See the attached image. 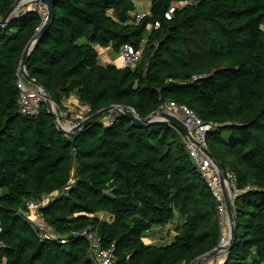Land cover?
I'll use <instances>...</instances> for the list:
<instances>
[{"label": "trees", "instance_id": "1", "mask_svg": "<svg viewBox=\"0 0 264 264\" xmlns=\"http://www.w3.org/2000/svg\"><path fill=\"white\" fill-rule=\"evenodd\" d=\"M17 1L0 0V22ZM136 1L52 0L53 22L26 72L59 107L76 94L88 107L83 119L116 106L145 120L174 102L212 123L207 150L224 173L237 175L240 190L235 239L221 264H264V0H188L169 18L183 0H146L149 15L134 25ZM41 28L28 11L0 30L5 264H93L87 241L70 236L88 228L105 248L115 247L117 264H196L217 249V199L176 127L159 118L135 126L111 112L110 121L103 116L69 138L45 103L37 116L19 112L18 73ZM127 44L143 46L134 68L100 64L96 47L118 53ZM47 195L41 218L69 239L66 245L41 241L23 216L29 200ZM153 228L174 240L149 243Z\"/></svg>", "mask_w": 264, "mask_h": 264}, {"label": "built area", "instance_id": "2", "mask_svg": "<svg viewBox=\"0 0 264 264\" xmlns=\"http://www.w3.org/2000/svg\"><path fill=\"white\" fill-rule=\"evenodd\" d=\"M188 5H191L188 0L177 2L173 8L169 10V13L166 14V17L169 18L175 8ZM28 11L37 13L42 21V26L47 22L49 10L47 4L43 0H21L18 8L14 11L12 16ZM148 15V8H140L131 15L130 23L138 25ZM158 27L159 23L156 22L153 25V28L157 29ZM142 54V45L140 47H135L132 44H127L118 52L119 64L122 68H134L138 63H140ZM17 88L20 92L19 112L24 116H37L40 112L41 104L45 102L43 91L27 83L21 74V70L18 73ZM161 109L180 119L190 133V136L184 138V142L190 157L210 187L214 197L217 199L218 216L220 218V225L223 231L220 246H226L228 244L229 236L225 233L227 227L226 222L228 220L225 198L228 196L234 205L235 198L240 195V190L238 187L237 175L232 171H226L224 173V181L222 182L219 176L218 168L212 163L205 153V151H208L206 141L207 134L209 131L214 129V125L212 123L203 122L193 110L186 106L177 105L174 102L167 103ZM52 110L56 118V125L66 131L76 129L85 120L81 117L79 111L70 105L59 107L53 103ZM130 111L136 118H138L133 110L130 109ZM111 118L112 117L106 120L110 121ZM52 196L53 195H47L41 198L29 200L25 205L23 216L25 221L35 231L37 237L41 241L53 240L61 245H66L69 239L66 236H59L56 234L54 229L47 225L41 218L40 212L48 205ZM101 218L103 219L104 217L101 216ZM164 232L165 230L160 228H153L148 232L145 239L151 244L166 245L170 241L163 234ZM1 234L2 225L0 222V236ZM70 236L71 239L83 238L87 241L89 257L93 264H117L115 247L111 246L105 248L96 231L88 228L83 231L71 232ZM3 247L4 244L0 238V264H5V259L1 256V249H3Z\"/></svg>", "mask_w": 264, "mask_h": 264}, {"label": "water", "instance_id": "3", "mask_svg": "<svg viewBox=\"0 0 264 264\" xmlns=\"http://www.w3.org/2000/svg\"><path fill=\"white\" fill-rule=\"evenodd\" d=\"M47 6H48V10H49V14H48V18H47V22L42 26L40 33L38 34V36L35 38V40L33 42H31L25 49L24 54H23V60L21 62V74L24 77V80L31 84L34 87L39 88L41 91H43L44 93V99H45V104L47 105V109L49 114L53 117L55 125H56V118L55 115L53 113L52 110V104L54 103L51 99L49 94L47 93V91L42 88L38 83H36L35 81H33L27 74L26 72V65H27V61H28V57L29 54L32 50V48L35 46V44L37 43L38 39L42 36V34L49 29L51 23L53 22L54 19V6L52 3V0H43ZM21 2V0H18L13 6L12 8L9 10V12L3 17V19L0 22V30L2 28V26L5 25L6 21L13 15L14 11L18 8L19 3ZM118 113L120 115H123L125 117H127L128 119H130L132 121V124L135 126H145V125H150L155 118H159L162 121L168 123L171 126L176 127L178 130L181 131V133L183 135H185L186 137L190 136V133L187 129V127L185 126V124L178 119L177 117H175L174 115H171L169 113H166L163 109H160L158 112H156L155 114L151 115L150 117H148L145 120H141L139 118H136L134 116V114L130 111V109L124 108V107H116V106H111L108 107L106 109H103L101 111H99L98 113L94 114L93 116L85 119L76 129L72 130V131H66L65 129L60 128V126H57V129L59 132H61L62 134L66 135L69 138H73L81 129H83L84 127H86L90 122L99 119L109 113ZM206 155L209 157V159L212 161V163L218 168L219 170V176L221 181H224L225 175L224 172L222 171L221 167L218 165V163L214 160V158L211 156V154L208 151H205ZM225 203H226V208H227V216H228V220H229V225H230V233H229V240H228V244L226 246H218L217 249H215L213 252L209 253L208 255H206L205 257H203L202 259H200L196 264H207L217 253L220 252H226L229 248V246L231 245V243L234 241L235 239V209H234V205L232 203V201L228 198V196H226L225 198Z\"/></svg>", "mask_w": 264, "mask_h": 264}, {"label": "crops", "instance_id": "4", "mask_svg": "<svg viewBox=\"0 0 264 264\" xmlns=\"http://www.w3.org/2000/svg\"><path fill=\"white\" fill-rule=\"evenodd\" d=\"M136 3L140 4V8H148L149 9V3L146 0H137ZM96 50L99 54V60L100 64L103 66L109 65V64H118V53H116L111 47L108 48H101V47H96ZM62 105H70L72 107H75L80 115L83 118H85V114L88 112V107L84 104H82L76 94H70L69 96L65 97L62 101ZM228 217V216H227ZM175 223H180L178 222ZM226 231L225 233L227 236H229L230 233V225H229V220L226 222ZM170 233V232H169ZM167 234V231L164 232V235L169 239V241L174 240V235L173 234ZM226 257V252H220L217 253L207 264H221Z\"/></svg>", "mask_w": 264, "mask_h": 264}, {"label": "rangeland", "instance_id": "5", "mask_svg": "<svg viewBox=\"0 0 264 264\" xmlns=\"http://www.w3.org/2000/svg\"><path fill=\"white\" fill-rule=\"evenodd\" d=\"M137 5V9H140V4L139 3H137L136 4ZM80 44H84V43H86V41L84 40V39H82V40H80V42H79ZM81 115H83V114H81ZM111 116V114H107L106 116H104L105 118H109ZM173 234V233H172ZM172 242V240L169 242V243H171Z\"/></svg>", "mask_w": 264, "mask_h": 264}]
</instances>
